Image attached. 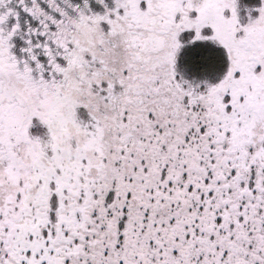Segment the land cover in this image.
<instances>
[{"label":"snow or ice","instance_id":"6c2138e0","mask_svg":"<svg viewBox=\"0 0 264 264\" xmlns=\"http://www.w3.org/2000/svg\"><path fill=\"white\" fill-rule=\"evenodd\" d=\"M0 264H264V0H0Z\"/></svg>","mask_w":264,"mask_h":264}]
</instances>
